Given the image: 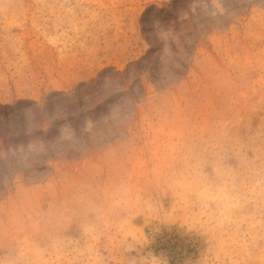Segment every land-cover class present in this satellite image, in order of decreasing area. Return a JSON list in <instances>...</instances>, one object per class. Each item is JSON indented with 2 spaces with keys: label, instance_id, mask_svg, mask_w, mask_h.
<instances>
[{
  "label": "rangeland",
  "instance_id": "rangeland-1",
  "mask_svg": "<svg viewBox=\"0 0 264 264\" xmlns=\"http://www.w3.org/2000/svg\"><path fill=\"white\" fill-rule=\"evenodd\" d=\"M0 186V264H264V0H0Z\"/></svg>",
  "mask_w": 264,
  "mask_h": 264
},
{
  "label": "trees",
  "instance_id": "trees-1",
  "mask_svg": "<svg viewBox=\"0 0 264 264\" xmlns=\"http://www.w3.org/2000/svg\"><path fill=\"white\" fill-rule=\"evenodd\" d=\"M2 108H6L5 110H7V112H9L8 111L9 110L8 108H12V107L10 105H6V106H2ZM16 122H14L12 125H9V130H8L9 132L5 134L6 136H4V135L1 136V138L3 139V141L5 139H6L5 141H8V140L14 141L15 139L19 138V134H15V133L12 132L13 127H16Z\"/></svg>",
  "mask_w": 264,
  "mask_h": 264
}]
</instances>
